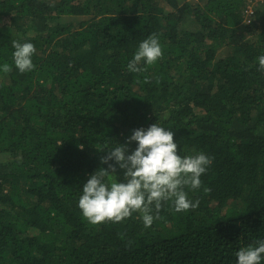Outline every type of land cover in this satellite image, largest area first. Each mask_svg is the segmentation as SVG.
I'll use <instances>...</instances> for the list:
<instances>
[{"label": "trees", "instance_id": "1", "mask_svg": "<svg viewBox=\"0 0 264 264\" xmlns=\"http://www.w3.org/2000/svg\"><path fill=\"white\" fill-rule=\"evenodd\" d=\"M150 36L162 57L128 71ZM13 41L34 44L32 71ZM261 54L264 0H0V264H235L264 239ZM155 121L212 158L185 188L198 205L89 223L77 201L102 148Z\"/></svg>", "mask_w": 264, "mask_h": 264}, {"label": "clouds", "instance_id": "2", "mask_svg": "<svg viewBox=\"0 0 264 264\" xmlns=\"http://www.w3.org/2000/svg\"><path fill=\"white\" fill-rule=\"evenodd\" d=\"M12 61L19 73L34 69L35 46L30 41L12 42ZM163 55L155 36L142 40L128 61L130 72L142 71V65H153ZM258 70H264V54L257 57ZM11 71L7 62L0 63V73ZM174 133L156 121L148 127L133 129L125 143L105 146L102 165L91 173L80 186L77 206L91 224L121 222L133 212L142 213L145 228L158 219L162 202L171 201L176 212H185L198 205L188 198L185 188L201 187L200 177L211 163V157L202 152L181 156L177 151ZM135 147L129 150V143ZM99 149V150H102ZM117 168L120 172H117ZM119 175V179H118ZM235 264H262L264 239L241 247Z\"/></svg>", "mask_w": 264, "mask_h": 264}]
</instances>
